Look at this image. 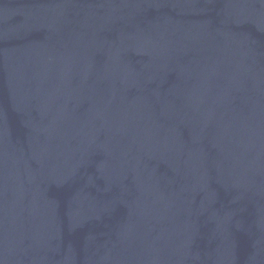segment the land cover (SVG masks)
I'll return each mask as SVG.
<instances>
[{
    "label": "water",
    "instance_id": "1",
    "mask_svg": "<svg viewBox=\"0 0 264 264\" xmlns=\"http://www.w3.org/2000/svg\"><path fill=\"white\" fill-rule=\"evenodd\" d=\"M0 264H264V0H0Z\"/></svg>",
    "mask_w": 264,
    "mask_h": 264
}]
</instances>
